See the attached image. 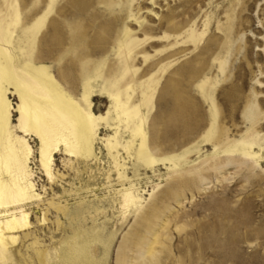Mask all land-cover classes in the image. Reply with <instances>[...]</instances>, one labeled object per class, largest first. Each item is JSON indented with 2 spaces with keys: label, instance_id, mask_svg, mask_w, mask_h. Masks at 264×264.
Here are the masks:
<instances>
[{
  "label": "rangeland",
  "instance_id": "obj_1",
  "mask_svg": "<svg viewBox=\"0 0 264 264\" xmlns=\"http://www.w3.org/2000/svg\"><path fill=\"white\" fill-rule=\"evenodd\" d=\"M3 1L0 93L15 126L19 97L15 85L8 83L3 51L10 52L14 69L22 75L17 52L9 44L19 33L10 35L3 24ZM17 1L23 14L33 18L47 14L50 5V0ZM112 1L52 2L36 40L48 38L55 21L65 23L61 36H68L70 26L84 27L95 60L114 63L118 46L131 49L134 70L126 77L135 74L132 84L144 86L145 92H128L124 103V87L123 93L113 94L100 75H86L76 98L98 125L94 161L83 165L64 155L55 157L57 179L49 184L42 174L38 177L42 197L31 207L32 227L19 233L6 264H41L42 251L47 264H56V253L97 237L106 244L100 253L107 254V264H117L123 253L129 262L150 263L131 244L144 237L153 209L168 207L174 211L164 214L168 225L158 232L162 240L169 237L164 250L157 244L159 264H264V0ZM48 66L57 73V66ZM147 82L155 83L154 90L146 89ZM173 85L192 108L195 125L177 139L167 125L170 117H177L166 90ZM153 121L159 146L154 153L149 138ZM137 126L146 136L144 160L135 157L139 146L130 134ZM107 140L124 164L123 180ZM30 144L36 151L38 143L32 139ZM228 155L233 163L220 175L213 168ZM192 167L204 170L205 191L194 187L195 176L185 175ZM132 186L141 203L123 219L120 195ZM43 211L48 221L39 225Z\"/></svg>",
  "mask_w": 264,
  "mask_h": 264
},
{
  "label": "bare ground",
  "instance_id": "obj_2",
  "mask_svg": "<svg viewBox=\"0 0 264 264\" xmlns=\"http://www.w3.org/2000/svg\"><path fill=\"white\" fill-rule=\"evenodd\" d=\"M55 1L50 0L47 14L39 18L24 15L17 0L3 1L1 20L10 35L16 36L19 33L17 39L9 44L17 52L22 75L14 69L10 52L4 50L5 73L8 83H13L18 91L19 104L16 106L17 125L11 126L10 106L0 93V264L10 261V252L18 242L19 233L27 232L32 227L31 207L42 197L40 188L38 189V177L42 174L49 184L57 179L54 174L55 157L64 155L69 161L73 160L75 163L79 161L83 165H89L94 161L98 125L94 116L87 112L76 98V90L79 84L86 80V75L88 73L100 75L113 89V94L123 93L124 87L122 96L124 103L130 98L129 93L145 92L144 86L136 85L137 82L135 85L132 84L137 79L135 74L126 77L134 70L135 55L131 49L118 46L114 63L95 60L92 58L93 48L85 42L84 27L70 26L67 28L68 36H61L58 34L59 29H62L61 26L65 23L55 21L50 23V36L41 41L36 40L48 13L53 10L52 2ZM48 63L57 66L56 74ZM64 63L66 65L63 67ZM154 87V82H147L146 89L154 90ZM175 88L177 89V86L174 85L166 87L177 113V117H170L167 120V125L170 126L169 135H174V139H177L178 136L188 135L194 124L191 119L192 108L181 99L180 93L176 94ZM156 123L153 121L150 127L149 138L153 153L159 150L157 139L152 134L157 127ZM220 132L218 130V138L221 137ZM130 134L133 144L138 142L139 146L135 157L138 160L146 159L148 155L146 136L141 126L136 127V133L130 131ZM32 139L38 143L36 151L30 144ZM175 141L173 144L177 143ZM105 142L112 154L117 176L123 180L124 164L121 163L119 153L109 140ZM125 154L129 156L130 149L125 151ZM213 161L216 162L217 159ZM232 163L233 159L228 155L222 164L217 163L218 166L213 169L221 175ZM185 175L195 176L194 187L199 185V188L205 191L208 180L204 170L192 167ZM120 197V208L125 219L127 214L139 206L141 198L137 196L133 186L125 188ZM172 211L174 210L171 207L164 210L154 208L151 218L146 221L148 227L143 232L144 237L140 242L135 241L131 244V249H140L137 252L140 259H144L145 255L149 257L150 263L145 264H159L157 255L161 252L156 249L157 244L165 249L164 243L169 237L165 235V239L162 240L158 232L164 231L168 225L164 214ZM47 221L46 213L43 211L40 213L38 224L44 225ZM155 228H158L157 231ZM105 247L106 244L100 237L88 241L79 240L64 254H55L56 264H107V254L100 253V248ZM38 255L41 264H47V253L42 251ZM117 264L137 263L129 262L123 253L117 259Z\"/></svg>",
  "mask_w": 264,
  "mask_h": 264
}]
</instances>
